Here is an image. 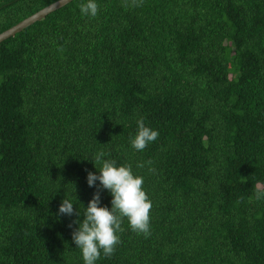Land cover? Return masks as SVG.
Returning <instances> with one entry per match:
<instances>
[{"label": "trees", "instance_id": "obj_1", "mask_svg": "<svg viewBox=\"0 0 264 264\" xmlns=\"http://www.w3.org/2000/svg\"><path fill=\"white\" fill-rule=\"evenodd\" d=\"M56 1L0 0V34ZM87 2L0 43V264H84L72 233L100 151L152 208L149 236L123 218L95 264H264V0ZM140 118L159 132L143 151Z\"/></svg>", "mask_w": 264, "mask_h": 264}, {"label": "clouds", "instance_id": "obj_2", "mask_svg": "<svg viewBox=\"0 0 264 264\" xmlns=\"http://www.w3.org/2000/svg\"><path fill=\"white\" fill-rule=\"evenodd\" d=\"M142 3V0H141ZM138 7L140 3L132 0L131 5ZM80 11L84 16L96 17L99 7L95 0H88L86 4L80 5ZM138 131L134 138H131V146L135 150L143 151L149 144L156 141L159 132L145 126L144 118L137 121ZM108 155L100 151L94 159V165H102L99 168V175L88 172L87 183L90 187L96 186V181L100 184L97 191L93 194L87 208H85L84 219L74 221L79 227L73 231L72 239L77 248L80 249L84 264H95L100 258L101 252L104 257H111L120 243L117 235L122 231V219L127 218L131 229L143 234L145 237L150 235V210L152 203L146 192L143 190V177L134 176L131 166H116L115 160L102 159ZM149 164L151 161L148 162ZM137 167H144V164H138ZM97 168V167H96ZM149 171H155L150 168ZM101 189H107L113 197L111 210L107 207H101ZM257 198H264V191H257ZM73 202L64 199L59 206L56 215L72 216L74 214ZM80 215L79 211L75 213ZM71 227V225H69Z\"/></svg>", "mask_w": 264, "mask_h": 264}, {"label": "water", "instance_id": "obj_3", "mask_svg": "<svg viewBox=\"0 0 264 264\" xmlns=\"http://www.w3.org/2000/svg\"><path fill=\"white\" fill-rule=\"evenodd\" d=\"M73 0H58L45 8L39 10L38 12L34 13L33 15L27 17L23 21L19 22L18 24L14 25L13 27L7 29L6 31L0 34V43L3 41L15 36L17 33H20L26 27L34 24L35 22L39 21L40 19L46 17L52 12L62 8L63 6L67 5L68 3L72 2Z\"/></svg>", "mask_w": 264, "mask_h": 264}]
</instances>
